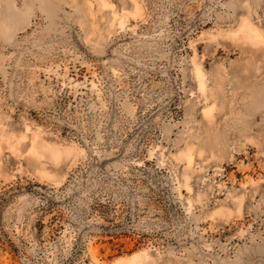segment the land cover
I'll return each mask as SVG.
<instances>
[{
	"label": "rangeland",
	"instance_id": "rangeland-1",
	"mask_svg": "<svg viewBox=\"0 0 264 264\" xmlns=\"http://www.w3.org/2000/svg\"><path fill=\"white\" fill-rule=\"evenodd\" d=\"M0 264H264V0H0Z\"/></svg>",
	"mask_w": 264,
	"mask_h": 264
}]
</instances>
